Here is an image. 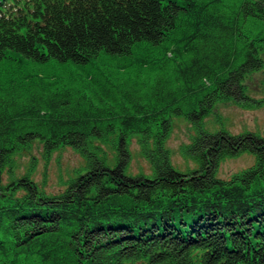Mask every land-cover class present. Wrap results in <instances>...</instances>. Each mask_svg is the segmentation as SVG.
Returning <instances> with one entry per match:
<instances>
[{"label":"trees","instance_id":"trees-1","mask_svg":"<svg viewBox=\"0 0 264 264\" xmlns=\"http://www.w3.org/2000/svg\"><path fill=\"white\" fill-rule=\"evenodd\" d=\"M260 72L264 0H0V264H264V135L205 127L220 102L264 105ZM133 138L151 174L130 173ZM35 142L84 160L56 192L34 158L19 171Z\"/></svg>","mask_w":264,"mask_h":264},{"label":"rangeland","instance_id":"rangeland-1","mask_svg":"<svg viewBox=\"0 0 264 264\" xmlns=\"http://www.w3.org/2000/svg\"><path fill=\"white\" fill-rule=\"evenodd\" d=\"M154 53H157L158 58L162 56L160 52H156V49ZM118 59L104 56L103 60L94 61L87 68L91 70L106 69L109 67V62L116 63ZM58 69L68 73L72 72L73 75L81 73L80 67L73 63L65 66L60 65ZM248 85L250 87V96L254 95L256 98L264 97V73L254 74L252 80H249ZM205 127L210 132L226 129L238 134L249 130L264 135V105L249 107L247 105L237 104L233 100L220 102L217 104L214 113L206 119ZM193 134V129L184 115L173 117V131L167 145L171 150L174 165L181 171L193 165L190 160L183 156L181 151L182 146L190 142ZM28 151H25L26 153L19 158V171L23 172L30 158H34L33 177L48 192H56L62 189V182L67 180L73 174L74 170L84 164L82 156L71 147L60 148L47 158L44 156L40 144L36 142ZM131 152L130 173L143 171L146 174H151V164L141 154L140 146L136 138L132 140ZM254 162V157L249 153L228 158L222 162L219 175L223 178H230L233 174L251 166Z\"/></svg>","mask_w":264,"mask_h":264}]
</instances>
